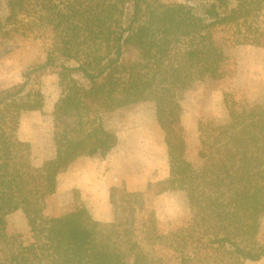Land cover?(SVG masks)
I'll return each instance as SVG.
<instances>
[{
    "label": "trees",
    "instance_id": "obj_1",
    "mask_svg": "<svg viewBox=\"0 0 264 264\" xmlns=\"http://www.w3.org/2000/svg\"><path fill=\"white\" fill-rule=\"evenodd\" d=\"M0 45L28 40L52 27L59 40L46 62L26 72L14 91L0 95V264H156L136 237L146 193H187L191 221L161 232L149 209V245L172 252L173 264H246L264 258V103L231 106L228 123L199 126L195 159L181 123L180 94L227 70L218 31L232 41L264 48V0H4ZM53 68L61 96L54 117L56 155L34 162L31 142L19 138L21 115L38 111L44 93L32 75ZM140 101L156 104L165 132L168 175L146 191L110 188L111 220L87 207L49 215L47 200L59 174L82 156L106 158L119 137L104 115ZM22 210L30 235L9 233L7 216Z\"/></svg>",
    "mask_w": 264,
    "mask_h": 264
},
{
    "label": "rangeland",
    "instance_id": "obj_2",
    "mask_svg": "<svg viewBox=\"0 0 264 264\" xmlns=\"http://www.w3.org/2000/svg\"><path fill=\"white\" fill-rule=\"evenodd\" d=\"M160 1L202 7L200 0ZM6 13L5 1L0 0V15ZM260 22L264 26V11ZM217 37L226 76L195 82L180 94L181 123L191 159L197 155L201 123L218 129L228 123L231 106L249 108L264 103V48L233 42L231 31L226 28L219 30ZM58 40L59 34L49 27L28 40L0 45V95L14 91L26 79V72L44 65L48 51ZM32 78L44 93V105L41 110L22 113L18 135L31 142L34 162L41 165L56 155L54 138L61 132V124L53 112L61 90L53 68L42 70ZM104 117L106 127L118 134L117 146L106 158L100 155L79 157L59 174L58 190L46 203L49 215L87 207L95 218L111 220L114 214L109 197L112 186L124 185L131 191H146L149 183L167 177V144L165 132L157 119L155 102L140 101L108 112ZM149 209L156 211L161 232L187 225L192 218L187 193L182 190L160 195L147 192L137 219L136 237L150 257L156 264H173L176 259L171 251L159 245H149L145 239L143 222ZM7 222L9 233L30 235L28 219L22 210L8 215ZM260 239L264 242V218ZM246 264H264V258Z\"/></svg>",
    "mask_w": 264,
    "mask_h": 264
}]
</instances>
